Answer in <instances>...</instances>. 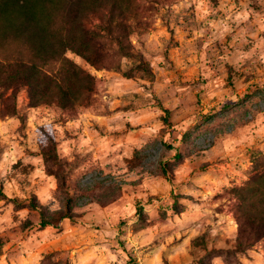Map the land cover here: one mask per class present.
<instances>
[{
    "label": "rangeland",
    "instance_id": "obj_1",
    "mask_svg": "<svg viewBox=\"0 0 264 264\" xmlns=\"http://www.w3.org/2000/svg\"><path fill=\"white\" fill-rule=\"evenodd\" d=\"M115 2L33 98L0 58V264H264V0Z\"/></svg>",
    "mask_w": 264,
    "mask_h": 264
},
{
    "label": "trees",
    "instance_id": "obj_2",
    "mask_svg": "<svg viewBox=\"0 0 264 264\" xmlns=\"http://www.w3.org/2000/svg\"><path fill=\"white\" fill-rule=\"evenodd\" d=\"M100 12H107L111 23L103 28L97 26V30L89 26L88 18ZM121 14L123 10L115 0H0V58L4 60L11 48L17 53L28 54L29 60L19 65L23 71H18L12 81L14 85H24L30 98H33L31 93L42 81L41 78H48L42 67L65 60L63 57L67 51L82 56L94 65L92 53L96 54L95 50L100 49L103 39L114 38L119 43L121 37L119 34L113 37L112 28L117 26L115 17ZM64 64L73 76L89 80V74L83 73L73 63L65 61ZM68 92V88H61L59 101L69 103ZM259 168L258 172L264 174V166ZM163 170L167 173L165 167ZM240 197L244 199L242 193ZM32 207L39 212L40 226L53 224L39 206L32 203ZM66 217L62 216V219Z\"/></svg>",
    "mask_w": 264,
    "mask_h": 264
}]
</instances>
